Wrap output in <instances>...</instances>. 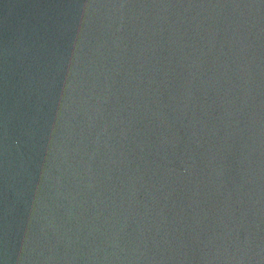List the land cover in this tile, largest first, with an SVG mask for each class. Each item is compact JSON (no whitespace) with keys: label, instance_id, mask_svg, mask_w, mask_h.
I'll return each mask as SVG.
<instances>
[{"label":"water","instance_id":"obj_1","mask_svg":"<svg viewBox=\"0 0 264 264\" xmlns=\"http://www.w3.org/2000/svg\"><path fill=\"white\" fill-rule=\"evenodd\" d=\"M0 264H264V0H0Z\"/></svg>","mask_w":264,"mask_h":264}]
</instances>
